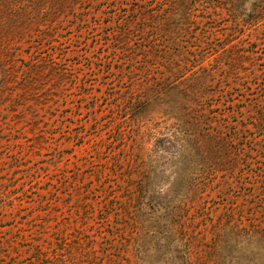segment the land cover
Returning <instances> with one entry per match:
<instances>
[{
    "label": "rangeland",
    "instance_id": "rangeland-1",
    "mask_svg": "<svg viewBox=\"0 0 264 264\" xmlns=\"http://www.w3.org/2000/svg\"><path fill=\"white\" fill-rule=\"evenodd\" d=\"M112 1L87 8L84 2L62 14L69 74L58 86L48 77L25 92L21 71L14 77L6 70L14 49L0 53V239L18 245L17 235L27 233L19 230L35 215H56L51 226L65 217L68 225L83 213L78 199L87 195L108 229L95 236L100 264H264V0H182V6L181 0H151L156 17L138 43L154 50L131 43L137 60H149L143 68L113 58L105 35L119 15L107 12L121 0ZM78 12L82 21L73 15ZM18 57L27 61L29 54ZM165 59L185 69L209 116L201 125L219 134L221 149L182 144L180 102H194L167 95L139 103L146 78L160 75ZM119 127L125 152L135 140L141 145L114 171L123 142L111 147L107 141ZM140 179L147 184L142 208L118 186ZM65 181L72 196L61 192ZM55 191L58 202L35 210L39 195ZM139 209L147 221L138 237L133 215ZM144 245L146 255L139 254Z\"/></svg>",
    "mask_w": 264,
    "mask_h": 264
},
{
    "label": "trees",
    "instance_id": "trees-1",
    "mask_svg": "<svg viewBox=\"0 0 264 264\" xmlns=\"http://www.w3.org/2000/svg\"><path fill=\"white\" fill-rule=\"evenodd\" d=\"M98 1L100 0H0V53L7 50L5 47L14 49L11 51L13 53L9 55V62L7 61L9 65L6 66V70L9 76L14 77L17 75H13V72L21 71L20 81L25 92L30 89L37 90L41 88L45 85L48 77H55V79L52 78L55 80V86L60 85L65 79L67 74H69V65L66 59L63 60L65 51L62 47L64 43L62 39L65 36L63 33L65 19L62 18V14L68 7L72 8L84 2L88 4L86 8L92 7L91 5ZM115 1L113 0L112 2ZM99 5H101V2L98 3ZM151 5V0H121L118 7L113 5V11L107 12L109 18H112L115 14L119 15L117 26L110 32H106L105 37L112 39L113 58L117 61L121 60V66L129 62L128 68L136 63L140 64H137L135 68H143L149 63V60L145 58L146 55L141 60L136 59V46L133 47L131 43L135 40L136 44H139L138 46H148L149 49L154 50V45L152 44L138 43L140 39L143 42L145 40L144 31L148 20L156 17L154 15L155 8L151 7ZM182 5L183 1L181 0L180 6ZM117 10L118 12L115 13ZM82 13L78 12L73 15L75 18L80 15L79 20L82 21L84 16ZM84 24L87 27L89 26L87 23ZM25 45H27V49L23 48ZM23 51L29 54L27 61L24 58H17ZM157 56L155 54L154 57L156 58ZM19 60L22 62H20L17 69H14ZM170 64L171 62H167V59H165L161 64L165 70L160 71V75L156 76L152 81L150 78H146V83L149 82V85L142 90L139 103L146 105L151 101L165 100L164 97L167 95H171L173 101L180 97L183 100L184 97L186 102H194L199 107H196L194 103L185 105L186 103L180 102V105L186 110L184 115H182L183 117L186 116V118L182 119L178 115V117H181L179 121L185 125L181 129L183 132L181 137L182 144L185 147L190 144V146L196 147L197 150L201 151L221 149L223 143L219 134L212 133L209 127L201 125L203 122L208 121L209 116L204 112L202 102L199 101L200 95L197 94L193 86L188 85V78L184 77L186 74L185 69H181L179 64L175 63L173 67H170ZM190 79L191 77H189V81ZM130 82L132 85L131 80ZM113 136L111 140L107 141L111 147L116 140L123 142L119 147L121 150L123 149L122 156L124 157H120L118 154L115 155L110 166L112 170L116 171L117 167L123 165L124 160L128 159L130 161L133 159L132 155L141 143L137 142V140L133 141L129 145L128 150L130 151L125 152L127 143L124 141V131L119 127L113 132ZM123 145L125 146L123 147ZM136 167L139 170V166L137 165ZM147 171L145 172L146 174ZM109 182V187H114L111 179H109ZM129 183L123 186L118 182L119 189H124L129 201L136 199L138 204L141 202L140 208H142L145 203L140 200L147 189L146 181L140 179L133 181L131 184ZM63 184H65L66 188L61 192H67L72 196L73 193L68 191L71 186L70 182L65 181ZM39 196L40 198L37 200L38 206L35 210L45 209L46 205L44 202L56 203L61 198L57 191L50 193L49 197L45 194ZM95 196V198L99 197L98 195ZM106 197L108 198L109 195L107 194ZM106 197L100 202H104ZM87 198V195H85L78 199L80 205L83 204L80 206L83 213L79 215L76 212V217L74 219L70 218L68 225L65 223V217L57 225L51 226L49 221L54 219L56 215L55 217L50 216L49 213L35 215L31 222H27V224L30 223L28 228L19 230L23 233L27 231V233L17 235L20 238L18 245L13 243L11 238L6 236L1 238L0 264H100L96 260L97 255L94 249V243L97 241L95 236L108 229L107 227L106 229L103 228L105 215L101 221L97 220L94 214V206H90L91 204L85 201ZM169 206H165V209H168ZM80 209H77V211H80ZM35 210L32 211L34 212ZM133 216L137 228H139V232H137L139 237V234H141L140 229L141 227L143 228L147 219L142 217L140 209ZM164 217L165 215L161 216L160 219L163 220ZM91 218L94 219V224L87 226ZM163 221L165 222V219ZM94 229L96 232L90 234L89 231ZM147 250L148 247L144 245L140 246L137 252L146 255ZM137 258L142 259L138 254Z\"/></svg>",
    "mask_w": 264,
    "mask_h": 264
}]
</instances>
